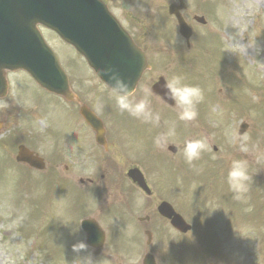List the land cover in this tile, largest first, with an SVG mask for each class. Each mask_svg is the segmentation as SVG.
I'll return each mask as SVG.
<instances>
[{"label":"rangeland","instance_id":"obj_1","mask_svg":"<svg viewBox=\"0 0 264 264\" xmlns=\"http://www.w3.org/2000/svg\"><path fill=\"white\" fill-rule=\"evenodd\" d=\"M222 1L224 3V12L222 15L221 25L222 28L220 27L221 30L215 31L211 36L212 38H214V36L219 37H216L213 40L210 39L208 41V43L211 44L210 47L213 51H209V48L206 54L195 56L192 59L193 62L191 64V70L189 74H186L185 78L188 84L199 86L202 89L204 96L207 94L210 95V100L208 99V97H206L203 104L200 103L197 105V111L201 112L204 116L205 113L210 110L211 112L208 114L212 117V120L215 119L214 123H216L217 121L223 120V118L220 120V118L222 117V112L219 111L223 108V111L226 113L224 117L227 118V121L230 117V122H228L231 127L232 148H242V146H244L247 148V151H242V156L252 158L254 150L249 151L248 149L250 147L249 143L253 142V139L251 138V132L254 131L255 123L254 121H252L250 124L248 123L249 120H247L249 129L245 133L246 135L244 134V136H241V138H239L240 140H235V138L239 137L237 135L239 125L243 123L242 121H244V119H242V109L237 110V108L241 102L242 96H246L248 99L254 100L258 93V97L260 96V99L263 98L262 89L260 88V91H256L260 85V82L256 77H253L252 72L254 71L257 77L262 82H264V41L257 37L260 32H264V22H262L251 34H249L250 39H254L257 37L255 40H247V36L245 37L247 31L244 30V26H249L255 16H259V18L264 19V0ZM242 37L244 38V40L242 39ZM168 49L169 50L167 51H170V56L174 57L175 51L177 50L171 47H169ZM64 51L65 50L61 48V53H63ZM212 52L215 53L214 63L213 56H211ZM62 65L69 75V65L66 62L65 64L62 62ZM236 67L238 69V72L242 74L240 82H237V72L235 71ZM231 68L233 69L228 70ZM224 69L226 71L224 72V74H222ZM172 72L175 75L176 70H173ZM237 75L239 76V74ZM70 79L72 80L71 76ZM240 83L242 90H240ZM261 117L264 119V108L261 109ZM197 120L198 116L195 121H191L192 124L195 125L196 123H198ZM258 121L261 122V120ZM49 123L53 126H63L65 124V117L61 113H52L49 119ZM171 123H173V115H171L170 120L167 121L168 132H170L173 126L174 130L181 129L179 124ZM219 123L220 125L224 126V122ZM257 130L258 132L263 134L264 125L259 126ZM36 133L37 132H34V135ZM186 135L187 133H182L178 142L182 143L187 141ZM166 142H168L167 138ZM135 143L137 146H140V141L138 139L135 140ZM260 144L264 148V140H262ZM234 154L235 152H232L231 155H229L233 157ZM220 156L221 153L216 157L219 158ZM244 161L249 163L248 168L253 172L254 162L251 160ZM170 163L179 164L180 160H171ZM205 174L206 173H203L202 175V181L205 178ZM227 175L228 172H223L219 169V167H216L214 169V172L211 169L209 170L205 179L208 183H213L218 179H227ZM193 176L197 179V174H193ZM258 177H260L264 181V174H260L258 175ZM170 178L173 179L174 176H171ZM13 181L14 179L11 180V177L6 176L5 172H3L2 175L0 174V199L5 204L13 206V216L15 218L19 216L24 218L27 225V231L31 232L30 236L24 235L23 228L19 227V225H16L17 221L12 219V217L7 214L5 205L0 204V264H47V261L41 262V257L39 255V253L46 250L52 251L55 256H58L61 260H63L64 258H66L65 249L68 248V243L66 242L69 241L70 237V220L68 210L73 216L76 213L74 205L69 200H67L66 205L68 208H66L65 199L64 197H61L58 199H54L53 203L48 206H42V200L39 195V186L31 188L28 183V175L22 174L20 176V178L18 179L20 185H18L16 189H14L13 187ZM258 182L262 181L258 178ZM253 186H256V183H249L247 192L250 193L251 187ZM23 194L25 195V197H28L30 201L35 200L40 205L39 207L42 206V209L37 208L27 212L25 209L19 206V200L21 199L20 203H22ZM192 200L193 196H191L190 198V203L192 202ZM78 201L80 200L73 199V202ZM257 219H259L258 215H256L253 219H250L251 224L255 223ZM42 224H46V226ZM232 225L238 228H242V230L239 231V236L242 239L245 229L248 228L249 232L252 229L246 223L242 224V221L239 218L232 220ZM262 227H264L263 224ZM127 230L132 231L130 227ZM249 232L245 236L246 241H236L237 237H235L234 240H231V245L226 249L225 252L226 254L230 253L236 257L241 256L238 258L242 260V264L256 263L257 249L256 247L252 248L251 250L249 249L251 248L249 243L253 242L249 237ZM258 232L262 237H264L263 231ZM19 239L24 240L23 246L28 249L27 251H31L38 255L27 256L24 252L26 249L20 246ZM61 241H63L64 243ZM119 243V250L129 253V255L135 254L138 239H136L133 234H129L121 238ZM142 254L143 252L139 254V258H141ZM78 255L79 256L75 259L73 258L72 261L67 258L66 263L97 264L96 261H100V259H103V257H99L100 259H95L93 256H91L92 252L87 249H83ZM262 258L258 260L259 264H264V252L262 254Z\"/></svg>","mask_w":264,"mask_h":264},{"label":"water","instance_id":"obj_2","mask_svg":"<svg viewBox=\"0 0 264 264\" xmlns=\"http://www.w3.org/2000/svg\"><path fill=\"white\" fill-rule=\"evenodd\" d=\"M37 24L54 29L108 82L116 62L127 59L138 72L137 50L99 1L0 0V61L29 69L51 92L67 93V79L39 39Z\"/></svg>","mask_w":264,"mask_h":264},{"label":"clouds","instance_id":"obj_3","mask_svg":"<svg viewBox=\"0 0 264 264\" xmlns=\"http://www.w3.org/2000/svg\"><path fill=\"white\" fill-rule=\"evenodd\" d=\"M110 79V87L114 92L116 105L121 112H127L129 115L146 123L159 124L160 115L158 112H153L150 106L151 102L147 96L135 100L131 97L128 82L116 74H112ZM164 89L165 96L174 102L178 119L184 122L195 121L198 116L197 105L204 100L202 89L199 86L183 83L182 78L179 76H173L168 80L164 85ZM101 108L102 105L98 103L97 111L101 110ZM172 134H174V126L168 133V135ZM163 139H166V137H158L155 140V144L159 147ZM206 147L207 144L202 139L186 141L183 150L185 161L191 165L193 161L199 159L201 152ZM241 150L247 151V148L242 146ZM250 180L247 162L233 160L228 171L227 182L237 199L248 191ZM86 247L87 245L81 241L73 245V250L79 252Z\"/></svg>","mask_w":264,"mask_h":264},{"label":"flooded vegetation","instance_id":"obj_4","mask_svg":"<svg viewBox=\"0 0 264 264\" xmlns=\"http://www.w3.org/2000/svg\"><path fill=\"white\" fill-rule=\"evenodd\" d=\"M143 3V1L141 2ZM172 2L169 1L168 4L170 5ZM115 7L120 10V12H115L117 17L123 22L126 28L132 33L133 37L141 44H145L144 36L135 29L137 23L139 22L132 14V12H123V5L122 0H114ZM186 17V16H185ZM135 32H134V31ZM110 144L108 145V149Z\"/></svg>","mask_w":264,"mask_h":264}]
</instances>
